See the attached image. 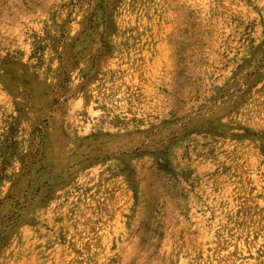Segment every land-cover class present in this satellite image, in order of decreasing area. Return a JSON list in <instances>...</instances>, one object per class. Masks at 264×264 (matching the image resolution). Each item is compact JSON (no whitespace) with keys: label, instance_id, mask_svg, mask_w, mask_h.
I'll list each match as a JSON object with an SVG mask.
<instances>
[{"label":"rangeland","instance_id":"rangeland-1","mask_svg":"<svg viewBox=\"0 0 264 264\" xmlns=\"http://www.w3.org/2000/svg\"><path fill=\"white\" fill-rule=\"evenodd\" d=\"M0 264H264V0H0Z\"/></svg>","mask_w":264,"mask_h":264}]
</instances>
